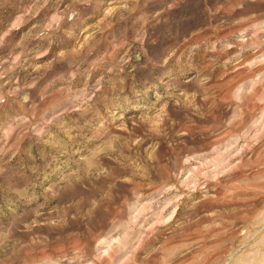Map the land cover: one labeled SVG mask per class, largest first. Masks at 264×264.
Returning a JSON list of instances; mask_svg holds the SVG:
<instances>
[{
	"label": "clouds",
	"instance_id": "obj_1",
	"mask_svg": "<svg viewBox=\"0 0 264 264\" xmlns=\"http://www.w3.org/2000/svg\"><path fill=\"white\" fill-rule=\"evenodd\" d=\"M0 264H264V0H0Z\"/></svg>",
	"mask_w": 264,
	"mask_h": 264
}]
</instances>
